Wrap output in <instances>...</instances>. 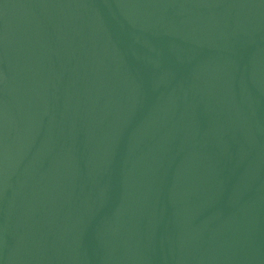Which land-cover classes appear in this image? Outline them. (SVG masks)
Listing matches in <instances>:
<instances>
[{"label":"water","instance_id":"water-1","mask_svg":"<svg viewBox=\"0 0 264 264\" xmlns=\"http://www.w3.org/2000/svg\"><path fill=\"white\" fill-rule=\"evenodd\" d=\"M0 264H264V0H0Z\"/></svg>","mask_w":264,"mask_h":264}]
</instances>
